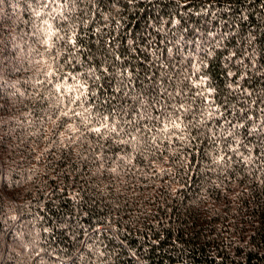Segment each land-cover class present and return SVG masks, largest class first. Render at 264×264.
<instances>
[{"label": "trees", "instance_id": "trees-1", "mask_svg": "<svg viewBox=\"0 0 264 264\" xmlns=\"http://www.w3.org/2000/svg\"><path fill=\"white\" fill-rule=\"evenodd\" d=\"M0 264H264V0H0Z\"/></svg>", "mask_w": 264, "mask_h": 264}, {"label": "snow or ice", "instance_id": "snow-or-ice-1", "mask_svg": "<svg viewBox=\"0 0 264 264\" xmlns=\"http://www.w3.org/2000/svg\"><path fill=\"white\" fill-rule=\"evenodd\" d=\"M54 2H55V0H47V2H45V0H41L43 7H47L48 3H54ZM35 14H36V16H40V11H35ZM44 23L48 24V21L45 20ZM48 27L51 28V25H48ZM244 54H245L244 52H236V53H232L231 56L234 58H238L239 62L242 64ZM200 66H202V62L199 66H195L193 71H191L187 74V79L193 80V78H195V82L193 83V88L195 89V91L192 93V96H193V98H201L202 99L201 107L204 108L206 106L207 109H210L209 111H207L208 116H212L214 113H219L220 115H223V113L220 112V108L226 107V106L218 105L216 102V99L212 97L211 94L214 90L211 88L210 85H207V86L205 85V80H206L207 74L205 73L202 75H197V73L200 70ZM227 75L236 76L237 73L229 71L227 73ZM241 78H243L242 74H241ZM57 90L58 91L60 90L59 85H57ZM184 110L187 111V108H184ZM179 119H180L179 116H177L175 120L169 119L168 124L165 125V128H167L168 125H171V127L174 129L180 128L181 125L179 122H177V121H179ZM225 119H227V117H225ZM229 123H231V122H229ZM239 126L244 127L243 124H240ZM103 127H107V125H103ZM92 131L99 133V132H101V127H95L92 129ZM112 131H115V129H112ZM232 150L235 151L236 149H232ZM245 159L250 160L251 157H246Z\"/></svg>", "mask_w": 264, "mask_h": 264}]
</instances>
